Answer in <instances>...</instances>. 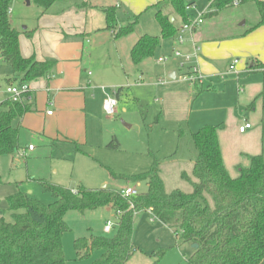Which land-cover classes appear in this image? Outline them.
I'll list each match as a JSON object with an SVG mask.
<instances>
[{
    "label": "rangeland",
    "instance_id": "374dc122",
    "mask_svg": "<svg viewBox=\"0 0 264 264\" xmlns=\"http://www.w3.org/2000/svg\"><path fill=\"white\" fill-rule=\"evenodd\" d=\"M210 1L191 0L193 4L186 8L185 15L191 22L197 21L209 11ZM103 2L113 4L115 0ZM122 10L121 19L126 21L138 16L135 34L158 36L160 44L153 57L139 64H133L129 55L130 37L135 35L122 36L94 51L87 71L99 76L98 91L114 95L118 87H124L114 116L94 112L97 118L94 126L98 128L101 143L78 153L72 147L43 149L26 137H20L22 148L32 144L36 150L20 156L0 155V209L6 208L5 197L19 190L44 205L51 203V195L42 191L38 180L70 189L80 185L100 189L104 185L116 191L133 187L144 192V182L126 178L148 171L153 157L159 162L160 178L167 193L176 189L191 193L196 154L191 133L205 125L217 127L223 160L232 177L237 175V164L247 166L249 163L243 153L251 154L264 147L263 74L248 71L250 67L255 68L257 61L264 63V25L242 35L259 19L254 3L226 7L213 17L202 16L196 32L205 30L208 36L203 41L214 42L216 47L210 55H203L199 50L189 59L185 57V49L194 45L193 32L181 31L184 24L179 14L171 13V23L178 28L177 33L163 37L153 6L135 13L130 9ZM11 12L13 25L23 29L33 23L39 7L32 2L27 4V0H12ZM96 14L103 20V15H98L100 12ZM232 43L233 48H230ZM174 50H179L182 57H175ZM198 60L201 78L191 80V71L198 66ZM6 75H11L10 69L0 59L1 90L5 88ZM7 97L1 92L0 100ZM244 122L251 128L242 134L238 127ZM112 136L119 143L117 149L104 146ZM205 201L212 205L208 195ZM6 218H10L9 213ZM64 219L69 227L62 236L66 264L89 261L78 259L75 239L90 234L112 236L113 229L105 233L103 228L107 220L116 221L114 213L103 207L84 213L69 211ZM174 230L173 223L159 222L148 210L136 214L132 240L138 249L126 264H187L192 245L177 242ZM99 253L94 251L90 260Z\"/></svg>",
    "mask_w": 264,
    "mask_h": 264
},
{
    "label": "trees",
    "instance_id": "16d2710c",
    "mask_svg": "<svg viewBox=\"0 0 264 264\" xmlns=\"http://www.w3.org/2000/svg\"><path fill=\"white\" fill-rule=\"evenodd\" d=\"M31 1L45 13L59 0ZM11 3L12 0H0V57L12 72L7 83H13L19 76L17 83L51 76L54 61H37L33 56L25 58L21 55V32L12 26ZM234 3H254L258 8V21L242 35L264 25V0H211L209 11L202 16H216ZM192 4L191 0H161L153 5L163 37L173 36L178 31L169 21L171 13L179 14L183 24L191 22L185 10ZM87 5L83 3L82 6ZM117 8H99L105 17L103 29L111 32L114 38L133 33L138 23V16L134 15L119 26ZM24 33L28 37L31 34L29 31ZM159 44L158 36L141 35L130 49L132 63L139 64L153 57ZM254 65L255 68L250 67L248 71H261L264 85V63L257 61ZM121 90L118 88L116 94ZM29 111L31 105L27 99L12 101L6 98L0 102V155H13L19 150L18 123ZM191 140L196 152L191 193L178 189L167 193L160 178L159 162L153 157L148 171L126 178L145 183L146 190L135 196L82 185L72 190L45 180L38 181L42 191L53 199L47 205L24 191L8 195L5 197L6 208L0 209V264H66L62 249V236L69 231L64 219L66 213H84L100 207L114 213V233L112 236L90 234L74 240L76 255L80 260H89L86 264H126L138 249L132 240L134 217L146 210L159 222L175 225L177 242L196 244L187 264H264L263 155H245L248 165H237V175L232 177L223 161L216 126L199 128L191 133ZM105 147L117 149L119 143L112 136ZM75 149L81 151L78 146ZM111 174L117 177L113 172ZM206 195L211 198L212 205L205 201ZM6 213H9V219ZM94 251H99V256L90 260Z\"/></svg>",
    "mask_w": 264,
    "mask_h": 264
},
{
    "label": "crops",
    "instance_id": "0c3cea01",
    "mask_svg": "<svg viewBox=\"0 0 264 264\" xmlns=\"http://www.w3.org/2000/svg\"><path fill=\"white\" fill-rule=\"evenodd\" d=\"M30 2L32 1L29 0ZM157 2L159 0H115L113 4H105L103 0H59L45 13H42L39 8L33 23L23 29L13 25L10 7L12 26L21 32L19 35L21 55L25 58L33 56L37 61H54L51 76L27 82L30 87L28 103L31 105V111L25 113L19 120L18 145L20 148L14 154L20 156L21 151L34 152L36 150L32 144L22 148L19 143L20 137H26L28 141H33L43 149L72 147L76 151L75 147L78 146L81 150L76 151L78 153H84L83 150L87 147L101 143L98 139V128L94 126L95 120H97L94 112L96 110L103 112L102 104L106 93L103 95L98 91L100 78L87 71V68L96 49L105 43L112 44L118 38H114L111 32L103 29L105 17L99 8L104 6L118 7L119 26H123L126 19H121L120 12L122 9H130L132 13H135L145 7L153 6ZM83 3L88 5L83 7ZM96 11L100 12L98 15H103V20L97 18ZM122 13L125 12L122 10ZM169 18H171V14ZM170 22H173V19ZM196 30L192 31L194 45L186 47V54L191 53L194 54L192 57H195L200 50L203 55H210L215 50L216 44L204 42L203 40H207V32L205 30L196 32ZM25 31L31 32L29 37L24 33ZM130 35H135L130 37L131 49L141 35H137L135 32L128 36ZM199 41H201V45H198ZM220 47L222 48V46ZM229 47L233 48V43ZM112 55L114 54L112 53ZM0 59L2 60L1 57ZM199 60L198 66L194 68L200 74L201 64ZM4 64L10 69L6 63ZM11 76L12 72L11 75L5 76V86L8 84L7 79ZM19 77L13 83H17ZM118 88H122V90L118 94L116 92L114 94L119 105V98L124 87ZM2 100L4 99H1L0 102ZM49 111L50 114H48ZM30 145L33 146L32 149H28ZM243 154H262L264 157V147L258 151L256 149L251 154ZM106 210L111 211L109 208Z\"/></svg>",
    "mask_w": 264,
    "mask_h": 264
},
{
    "label": "built area",
    "instance_id": "2783aa9c",
    "mask_svg": "<svg viewBox=\"0 0 264 264\" xmlns=\"http://www.w3.org/2000/svg\"><path fill=\"white\" fill-rule=\"evenodd\" d=\"M234 5H237V3H234ZM200 23H202V16L194 22H190L187 24H184L181 28V31H185V30H191L194 31L196 30V28L200 25ZM179 41L182 42V37L179 36ZM174 56L175 57H182V54L179 52V50H174ZM194 56V54L191 53H187L186 54V59H189V57ZM201 75L197 72L196 68H193L192 71V76H190L191 80H197ZM102 90L105 92V88L102 87ZM0 91L4 94H6L7 99L12 100V101H19L21 99H30V87L28 85V83L23 82V83H13V84H7L5 86V88L3 90L0 89ZM118 105V100L114 95H110L109 93H106V97L103 101L102 104V110L103 112L108 115V116H114L116 114V108ZM48 114H50V111L48 112ZM251 127V125L247 122H244L243 124H241L238 127L239 132H244L247 129H249ZM28 149H32V146H28ZM21 155L24 153L23 151L20 152ZM122 193L124 195H131V196H135L137 195L139 192L133 188V187H126L125 189L122 190ZM115 223H112L110 220L106 221V224L104 226V231L106 233L110 232L113 228Z\"/></svg>",
    "mask_w": 264,
    "mask_h": 264
},
{
    "label": "water",
    "instance_id": "95a60500",
    "mask_svg": "<svg viewBox=\"0 0 264 264\" xmlns=\"http://www.w3.org/2000/svg\"><path fill=\"white\" fill-rule=\"evenodd\" d=\"M27 4H29V0H27ZM170 21H172V17L170 18ZM241 25H244V22ZM171 76L174 77V74H172ZM102 188H104V185H102ZM192 248H196V244H193Z\"/></svg>",
    "mask_w": 264,
    "mask_h": 264
}]
</instances>
